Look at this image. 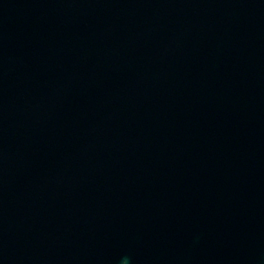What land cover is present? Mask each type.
I'll return each instance as SVG.
<instances>
[{"label":"water","instance_id":"obj_1","mask_svg":"<svg viewBox=\"0 0 264 264\" xmlns=\"http://www.w3.org/2000/svg\"><path fill=\"white\" fill-rule=\"evenodd\" d=\"M0 264H264V0H0Z\"/></svg>","mask_w":264,"mask_h":264}]
</instances>
